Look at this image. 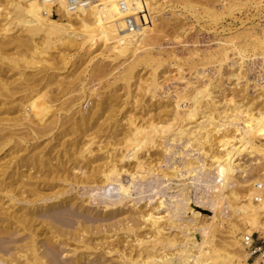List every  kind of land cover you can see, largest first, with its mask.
<instances>
[{"label": "bare ground", "instance_id": "6f19581e", "mask_svg": "<svg viewBox=\"0 0 264 264\" xmlns=\"http://www.w3.org/2000/svg\"><path fill=\"white\" fill-rule=\"evenodd\" d=\"M17 1L13 9L15 21L11 15L10 20L17 24L23 37L19 36L18 32V36L16 34L15 37L11 36L10 30L12 28L10 29V27L13 26L8 24L9 22L0 25V152H7L9 161L6 160L8 167L5 166L10 170H6L7 172L5 169L2 170L3 164L7 163L6 161L2 166L0 165V171L6 176V178H0V264H107L109 260L106 256L113 254V252L116 253L122 244L120 239L118 243L108 242L107 240L111 237L107 236V233L114 231L112 230L113 227L116 229L123 225L129 235L131 233L137 234L138 228H141V226L136 228L140 222L139 218H145L141 224L149 225L154 233L153 239L151 236L150 241L145 240L142 235H137L136 241L140 246L138 258H140L141 264H223L225 262H227L226 264H236L238 263L237 260L247 262L249 254L240 245L243 237L253 233L261 234L264 237V85L260 82L261 79L264 83V77L259 75L256 85L261 88L262 93L256 97L253 96L256 98L254 104H247L252 100L247 98L246 104L243 102V104L236 105L235 103L229 107L223 104L217 106L218 101L215 103L216 97L214 99L213 93L210 92L212 88L207 87L210 86L209 84L201 86L202 88L193 89L189 95H180L173 105V109H176L175 114L172 113L174 117L171 113H169L171 117L168 113L167 117L165 115L160 116L158 113L149 118L148 115L150 114H148L144 117L149 119L144 118L146 121H143L142 118L144 123L141 125L134 123L135 116H132L133 120L130 116L128 121L127 118H124L129 128L122 130L119 138L117 131H113L111 128L110 131L113 132L110 134L109 131L106 132L109 134L108 136L104 132L109 141H106V138H101L105 140L104 143L113 142V145L118 147L116 150L118 155L114 153V149V152L109 149L112 154L116 155L114 158L111 155L109 157L107 155L108 148L111 146L108 148L102 146V149L106 150L101 151V154L104 152L107 154H103L105 155L102 157V159L105 158L104 162L101 161L102 164H98L100 161L97 160L96 155L94 156L91 145L95 142H93L95 132L100 133L102 130H100V126H97L100 132L98 129L96 131V124L93 122L98 117L100 118L103 113L104 116L107 112L113 115V109L117 108L112 105L116 100V95L114 91H111L110 80L101 84V80L108 76L107 72L109 71L106 67L103 69V67L94 64L96 66H93L88 72L89 80L93 79L95 82H100L99 84L106 92L104 91L105 95L100 97V100H96V103L93 102V106L91 103V108L87 114H83L79 108L85 102L82 98L90 96L86 93L88 90H85V86L93 81L91 80L89 83L90 81L86 78L88 82L84 85L85 83L77 82L78 78L76 77V82L81 86L78 90L79 85L74 84L73 79L75 78L72 75L71 78L73 79L69 78L70 80L67 79L70 77H66L67 75L65 77L60 75L61 78L57 73L48 75L46 68L50 69L53 66V57H50L52 61L50 62L48 57L50 52L48 51H58L59 49L63 51L71 47L81 49V51L92 49V52L110 50V56L114 58H123L129 55L133 58V63L130 61L129 66H125L126 68L122 72L119 71L121 73L118 75V72V76L115 75L116 79L111 74L112 70L110 74L114 79L111 78V75L109 76L114 80V83L121 81L122 89H129L130 85L136 86L141 82L138 78L136 79L139 82L136 80L137 83H133L134 85L130 81L135 80V75L138 73V71L135 73V69L138 65H154L156 66H152L154 71H157L159 67V62H155L156 59L154 60L153 56H150L151 38L155 36L159 24L155 23V18L157 20L158 17L150 15L158 7L151 9L150 7L157 0H90L85 4L82 3L83 0H80L74 8H70L65 0H54L53 2L46 0ZM243 1L242 6H252L257 13L263 10L264 5L261 1ZM122 11L132 14L135 19L140 14L142 17L139 20L122 24L118 22ZM1 22L3 23L2 20ZM159 25L161 27L162 23ZM159 27L158 29H160ZM12 35L14 36V34ZM78 39L82 41L78 42ZM258 43L264 49V39L259 40ZM60 50L58 55L61 57L60 60L63 59V63L64 52L66 51L59 54ZM53 54L55 57L57 53ZM238 55L240 57L239 52ZM82 60L85 61V59ZM238 60H234V65L239 64V68H242L243 62ZM57 61L59 60L57 59ZM80 63L78 62V66L85 65V63ZM74 64L77 65V63ZM57 65L53 66L54 69ZM143 66H141L142 69ZM59 67L57 68L59 69ZM72 69L74 70V68ZM234 71H231L232 78H238L242 73L239 72L235 75L233 74ZM58 72L60 73V71ZM72 72L75 73V71ZM138 75L140 74L138 73ZM151 76L145 91H143L152 100L157 96L159 82L157 81L158 76L157 79L155 75L152 74ZM81 78L83 79V76ZM96 85L98 86L97 83ZM136 87L138 89V86ZM75 91H78L76 96ZM128 92L129 90H127ZM157 98L159 97L157 96ZM125 99L122 101L125 102ZM185 102H191L190 107L186 110L183 109ZM146 104L147 102L144 103V106ZM142 105L141 103L140 106ZM170 105L168 106L170 107ZM75 106H78L77 110ZM73 107L75 110H72ZM146 107L148 108V106ZM156 111L158 112V110ZM61 112L70 113L66 118L67 120H64L66 122L62 121L65 116H61L62 120L60 119L58 122V114ZM116 113L119 116V112ZM2 114L4 116L16 114V116H6L9 117L6 118L8 120L6 124L2 121L5 120ZM125 114L127 117L129 116V113L125 112ZM131 114L133 115V113ZM103 119L106 121L107 116L106 120ZM68 121L70 122L69 125L67 124ZM99 122L101 121L99 120ZM102 122L101 125L107 124V122H103V124ZM96 123L98 124V122ZM65 125L68 126L65 127ZM57 126L61 129L58 130ZM91 126L94 127V130H92L93 127L91 129ZM104 127L106 128V126ZM54 129L57 131L50 135L49 132L54 131ZM90 129L95 131L92 132L93 135L95 134L94 136L88 133ZM117 129L120 131L121 128ZM46 134L50 135L51 139L40 148L41 145L36 141L42 139L43 136L47 137ZM70 135L80 137L82 146L78 147L80 143L77 141L78 139L68 141L67 138H70ZM58 136L65 137L67 140L64 139V142H70L67 144L70 147L67 152H70L72 157L69 160L60 161L59 156H51L52 152L56 153L55 147L58 145L53 146L52 144L49 147V143L51 144L55 138L58 139ZM84 137L86 142L83 141ZM30 141L34 142L30 144ZM61 143L63 146V140ZM66 147L62 148L65 149ZM153 149L157 152L155 150L153 152ZM61 151L66 154V150ZM177 155L180 157L179 165L172 166L171 172L168 167L162 171L161 163L163 165V162L169 161L166 157H170V160L174 161L173 157ZM96 161H99L96 163L97 166L91 168V165ZM89 165L91 170H87ZM76 171L80 172L79 175L76 174ZM149 171L151 176L156 179L155 184L157 182L161 184L162 179L157 181L158 178L160 179L158 175L161 178H167L168 181L176 178L186 183L178 185L181 188L176 191L168 185V188L165 187L163 191L156 187L158 190L155 189L154 195L148 199L152 201L155 196L158 197L155 207L150 209L151 213L141 208L134 210V206V211H123V207L117 209V205L121 206L123 203L124 206L127 205L123 193L132 190L128 189V184L134 183L136 186L133 189L140 187L142 189V186L138 185L135 179L137 176L141 177L145 172V174L149 173ZM124 175L129 176L130 180L124 181ZM145 178L147 177L145 176ZM242 178H247L243 180L245 184L239 182V179ZM240 185L245 186L243 190L245 196H240ZM149 187H151L150 189L155 188L152 184ZM158 187L161 188V186ZM79 188H85L86 191L84 190L83 195H80L82 192L79 194L85 197L81 198L77 193V196L75 195L73 198L66 195L72 190L77 191ZM172 190L176 193H173ZM115 191H118L120 196H115ZM199 191L204 195H199ZM191 193L192 195H190ZM4 199H6L5 203H8L7 207L2 202ZM141 199L143 198H134L130 199L129 202H133V205ZM20 203H24V206H20ZM91 204L102 205L105 215L120 216L124 213L128 215L124 219L115 220L114 223L103 224V221L86 218L87 214L85 217L84 215L80 216L82 214H75V211H79L93 216L95 211V215H97L98 212L88 206ZM161 207H164V213L167 214V217L169 216L171 221L173 218H178V225L183 229V231H179L182 235L180 234L178 238L182 236V239L180 238L181 241L178 240V243L174 239L176 236L172 237L173 233L170 236L173 239L165 236V232L162 233L165 231L160 227L161 222L159 223L162 217L157 218L153 213V210H158ZM200 211H210L211 217H202ZM165 216H163L164 221H169V219H165ZM223 218L228 223L227 228L230 229L226 233L231 234L233 230L238 229L241 231L242 237H233L227 241L222 236L224 232L222 229L225 228L223 227V223H225ZM218 220H221L222 224H219ZM130 222L131 224L128 225ZM70 242L72 245L74 243L75 246L71 248ZM97 246H104L103 249L106 252L95 253L94 250ZM137 247L136 249L139 248ZM169 248H174L173 252L170 249L172 253L166 252ZM64 252L69 256L68 259H59L60 254ZM128 258L131 257L128 256ZM137 260L130 261L132 264H136ZM130 261L128 262L130 263Z\"/></svg>", "mask_w": 264, "mask_h": 264}, {"label": "rangeland", "instance_id": "374dc122", "mask_svg": "<svg viewBox=\"0 0 264 264\" xmlns=\"http://www.w3.org/2000/svg\"><path fill=\"white\" fill-rule=\"evenodd\" d=\"M17 2H18L17 0H15V1L14 0H9V1L8 0H0V18H2V19H0V22H1V20L3 21V23L1 22L2 24L0 23V25L2 26L6 22H9L8 24L13 26V27H10V26L9 27H10V29L12 28L10 30V32L12 34H14V36L11 33H9V34H11L12 37H15V34H16V36H18V34H17V32H18L19 36L23 37V34H20V30H19L20 28L17 26V24L15 22H13V20H14V14H13L14 10L13 9H14V6H16ZM243 2H244L243 0H174V1L173 0H157L155 3H153L151 5L150 9L152 7H158V8L156 10H154V12H151L150 15L153 16V17H158L157 20L155 18V23H159V24L162 23V25H161L162 28L159 27L160 25L158 24L157 25V30L155 31V33H156L155 36L159 37V38H156L155 36H152V38H151L152 50L153 51L152 50L150 51V54H151L150 56H153L152 58L154 60L156 59L155 62L156 61L159 62V67L160 68L158 67L157 71H154L152 66L153 67H156V66H154V65L150 66V64H148V66L146 65L147 67L144 65L146 68L143 66V64L138 65L139 66V67L137 66L138 68L136 67L135 73L138 71V73L141 76L138 75V73H137L135 75V78H134L135 80H133L132 82L130 81V83H132V85H134L136 80H137L136 78H138V80L141 81V82H139L137 80V82H139V83L136 84V86H138L139 92H138V89H137V87L135 85L134 86L130 85L129 89H126V88L122 89V86H121L122 82L121 81H118V82L116 81V83H114V80L111 79V78H113L112 75L116 79L115 75H117V73L119 71L122 72L127 67V65L129 66L130 65V61H131V63H133V61H132L133 58L130 57L129 55L126 56V57H123V58H121V57L114 58L113 56L112 57L110 56V53H109L110 50H104L103 52H100L99 50H97V51L92 52V49H89V51L87 50L88 51L87 52V51H83V50L81 51V49H78V48L74 49V48H71V47L67 48L70 51L67 50V49L62 51V50H60L58 48L61 51L59 54H62V52L66 51V52H64L65 53V58H64V62L62 63L63 59L60 60L61 57H59L60 55H58V51H59L58 49H57L58 51H56V50L55 51H53V50L48 51V52H50L49 53L50 55H48V53H47V55L49 57V60L51 59L50 57H53V59H52L53 62L51 60H50V62L53 63L54 67H55V65H57L60 62L57 65V67L60 66L59 69L57 67H56L57 69L55 68L57 70V72H56V70L54 69L53 66H52V68H50L51 70L49 68H46V70H47L46 72L48 73V75L57 73V75H59V76L61 75L63 77H65L66 75H67L66 77L70 76L67 79L75 78L73 80L75 81V83H74L75 85H77V86L79 85L78 90L80 89L81 86L77 82L80 81L82 83H85L84 85H86V83L88 82L87 79L89 80V73L88 72L90 71V69L93 66L98 65L99 67H103V69H104V67H106L107 70L109 71V72H107V70H106V72L108 73V76L112 74L111 78H110V76L109 77L106 76L105 77L106 80L102 79L101 80V84H104L106 81L110 80L109 82L111 84L109 82L108 83L111 85V89H112L111 91L112 92L114 91L115 95H116L115 96L116 100L114 101V103H112V105L114 107H117V108H115L116 110L113 109L115 111V115H114V111H112L113 113L111 112L113 115H111L110 112L108 113L106 111L107 114H108V115L105 114L107 116V120H106V116H104V113H103L102 116H103V118H105L106 121H103L104 119L101 118L102 117L101 116L100 118L98 117L97 120L95 119V121L93 122V124H96L95 130L96 129L99 130V127H97V126H100V130H102L103 132L102 131L100 132V130H99L100 133H98L97 130H96L97 132L92 131V130H94V127H93L94 125L91 126V129H92V127H93V129L92 130L90 129V132L88 131L89 134L90 133L92 134V132L93 133L95 132V134L98 135V136H96L94 134L96 139L94 138L93 142L94 141L95 142L92 143L93 145H91V149H92V152H93L94 156L96 155L95 157L97 158V160L100 161V163H98L99 161H96L93 165H91V168H93L94 166H97L96 163L102 164L101 161L104 162L105 158L102 159V157L105 156L107 153L105 154V152L104 153L102 152L105 155L101 154V151L106 150V149H102L103 147L104 148H108L109 146H111L110 148H108V154L107 155L109 157L112 156L114 158V156L118 155V151H116L118 147H115V145H113V142H111L112 144L110 143L111 145L109 143H108L109 144L108 145L107 142L106 143H104V142H105V140L109 141L106 138V136H108L110 134V132H113L114 130L117 131L118 138H119L121 136V131L122 130L123 131L127 130L129 128V125H128L127 121H128L130 116H131L132 120H133L132 116H135L136 119H134V121H135L134 123L136 125L137 124L141 125L142 123H144V122H142V118H143V121H146L150 117H152L153 115H157L158 113H160V116H164L165 115L166 117H167V113L168 114L169 113H171V114L174 113L175 114L176 109H173V105L175 104L174 103L175 100L177 98H179L180 95H189L190 92L193 91V89H195V88H202L203 86H207V85L210 84V86H207V87L208 88H212L210 92L213 93L214 99L216 97V100H214V101H215V103L218 101L217 102V106L223 104V105H227L229 107L231 105H235V103H236V105L237 104H243V102H244V104H246L247 98L248 99H252L251 102H248L247 104H254L256 102V98H253V96L256 97L257 95H261V93H262L261 88H259L256 84H257V81H258V78H259L260 74L262 75V77H264V60H263V56H264V51L263 50L264 49L258 43L259 40L264 39V7H262L263 10L261 12L257 13L256 10L254 9V7H252V6H247V7L242 6ZM143 7H144V2H143ZM157 12H158V14H157ZM10 15H11V18L13 17V20H10L11 19ZM143 15H144V13H143ZM141 17H142V14L138 15L137 18L135 19V18H133L132 14H130V13L128 14L127 12L122 11V12H120V16H119L118 22H120L122 24H125L128 21L139 20ZM3 18H5V20H3ZM7 19H9V20L7 21ZM10 21H12V22H10ZM1 26H0V28H1ZM158 27L160 29H158ZM157 31H158V34H157ZM160 31H161V33H160ZM231 37H232V39H230ZM77 41L81 42L82 40L78 39ZM61 49H62V47H61ZM237 51L240 53V57H239ZM53 53H57V54H55V57L53 56L54 55ZM192 53H193V55H192ZM70 57H72V58H70ZM80 57H81V59H80ZM57 59L59 61H57ZM82 59H85V61H83ZM225 59H227V60H225ZM234 60L235 61L236 60H238V61L241 60L243 62L242 68H239L240 67L239 64L234 65ZM78 62H81L80 64L85 63V65L78 66L79 65ZM74 63H77V65H75ZM160 63H162V64H160ZM94 64H96V65H94ZM102 64H103V66H102ZM151 64H153V63H151ZM141 66H143V69H142ZM177 66H178V68H177ZM72 68H74V70ZM77 68L81 69V70H78ZM151 68H152V70H151ZM52 70L55 73L54 72L52 73ZM111 70H112V72L114 74L112 72L110 74ZM233 70H235L234 71L235 73L233 72V74H235V75L238 74L239 72H242L239 75V77H238L239 79L231 77L232 76V72L231 71H233ZM58 71H60V73ZM72 71H75L76 74L74 72H72ZM77 71H81V72H77ZM84 71H85V73H84ZM121 72H119L118 75ZM154 72H157V73L155 74ZM230 72H231V75H230ZM78 73L79 74L82 73L83 75L80 74V76H79ZM152 74L155 75V78L158 76L157 77L158 79L157 78L156 79L159 82V85H158L159 86V89H158L159 92L158 91L156 92V95L159 98H157V96H156L154 98L155 100L154 99L151 100V98H149V96L145 95L146 92H144L146 85L149 83V81H150V79L152 77L151 76ZM71 75H72L73 78H71ZM61 76H60V78H61ZM82 76H83V79L81 78ZM76 79L78 80L77 82H76ZM144 79H145V81H144ZM91 80L93 81L92 83H91ZM91 80H89L90 81L89 83H91V84L87 83V85L85 86V90L87 89L88 91L87 90H86L87 92L85 90L84 91L86 93L90 94V96L91 95L92 96L91 97L90 96L87 97L90 100H88L86 97H83L82 100H85V102H84L85 104L83 103L82 104L83 106L81 105L79 107L81 109V111L83 112V114H85V113L87 114V112H89V109L91 108V103H92V106H93V104L96 103V100H98V99L100 100V97L105 95V93H104L105 90H104V88H102L101 84H99L100 82H98V81L95 82L93 79H91ZM262 81L263 80L260 79L261 84L264 85V83H262ZM120 82H121V84H120ZM96 83L98 84V86L96 85ZM262 85H260V86H262ZM123 87H125V86H123ZM127 90H129V92H128V93H130L129 95L127 93ZM168 93H169V95H168ZM74 94L76 96V94H78V91H75ZM93 94L94 95L96 94L97 96L96 95L94 96ZM134 94H135V96H134ZM166 95H167V97H166ZM127 98H128V101H127ZM124 99H125V102L122 101ZM142 99H143V101H142ZM132 100H135V101H132ZM137 101H140V102H137ZM144 101H146L148 105L146 104L144 106V103H146ZM115 102H117V103H115ZM134 102H135V104H134ZM141 103L143 104L142 106H140ZM116 104L119 105V106H117ZM158 104H159V106H158ZM169 104H171L170 107L168 106ZM163 105L164 106L166 105L165 108H164ZM183 105H185V107H183V109L185 108V110H186V109H188L190 107L191 102L190 103L189 102H187V103L185 102V103H183ZM136 106H137V108H136ZM146 106H148V108ZM149 106H150V108H149ZM156 106H157V109H156ZM118 107H119V110H118ZM166 107H167V109H166ZM75 109L77 110L78 106L77 107L75 106ZM75 109L73 107L72 110H75ZM168 109H169V111L172 110L173 112H171V111L169 112ZM183 109H181V110H183ZM72 110H71V112H72ZM156 110H158V112ZM160 110H161V112H159ZM116 112H119V116H118V113H116ZM125 112L129 113L128 117H127V114H125ZM131 113H133V115ZM161 113H163V115H161ZM143 114H145V115H143ZM148 114H150V115H148ZM171 114H169V117H171ZM174 114H172V116ZM2 115L4 116V114H2ZM69 115H70L69 112H68V114L67 113H62V112L59 113L58 114V117H59V121L58 122H60L61 116L62 117L65 116V118L63 117L62 118L63 120L62 119L61 120L63 122H66L64 120H67L66 118ZM122 115L123 116L125 115V117H123ZM141 115H143V116H141ZM147 115L149 116V118L148 117H144V116H147ZM6 116H16V114L15 115L14 114L13 115L9 114V115H6ZM6 116H4L5 120L4 119L2 120L4 123L6 121H8L6 118H9V117H6ZM109 116H110V120H109ZM114 116H116L117 118L116 117L114 118ZM124 118H127V121H125L126 119H124ZM99 120L101 122L102 121L103 122H107V124L106 123L103 124V122H102L103 125H101L100 124L101 122H99ZM113 120L116 121V122H114ZM96 122H98V124ZM108 122H110V123L108 124ZM7 123L8 122H6V124ZM69 123L70 122L68 121L67 124L69 125ZM111 124L112 125L115 124V125H113V127H111L112 126ZM117 124H118V126H116ZM68 125H65V127L68 126ZM107 125H109V126H107ZM122 125H125V126H122ZM104 126H106V128ZM114 126L117 127V128H121L120 131L117 128H115ZM57 127H58L57 128L58 130L61 129V127H59V126H57ZM103 127H104V129H106V131H104V129H102ZM123 127H126V128L123 129ZM110 128L113 131H110L111 130ZM55 131H57V130L54 129V131H50L49 132L50 135L53 132H55ZM108 131H109V134H106V132H108ZM104 132H105L106 136L104 135ZM50 135H47V137H48L47 141H46L47 137H45V136H43L42 139H38L36 141V143L39 142L38 144L41 145L40 148L43 147L45 144H47L49 142V140L51 139ZM67 136H69V135H67ZM67 136H66V138H67ZM76 136H77V134H76ZM100 136H102V137H100ZM103 136H105V137H103ZM60 138L61 137L58 136V139L55 138V139L52 140L53 143L52 142H51V144L49 143V145H50V146L48 145L49 147H51L52 144H53V146H57L58 145L57 146L58 148L55 147V150H56L55 152L56 153L52 152L51 156L52 155H54V157L55 156L56 157L59 156V160L60 161H63L65 159L69 160V158L71 156L69 154L70 152H67V149L70 148V147L67 144L70 143L72 141V139H73V141L75 139H78L77 141H79V142L80 141L82 142V140L80 139V137L71 136L70 137L71 139L67 138L68 141H70V142L67 141V143H66V141L64 142L65 137L64 138L62 137L61 138L63 140V146H62V143H61L62 140ZM101 138H103V139L106 138V139L102 140ZM67 139H65V140H67ZM84 139H85V137L83 138V141H84ZM57 140H58V142H57ZM60 140H61V142H60ZM111 141H113V140H111ZM33 142L30 141L29 143L31 144ZM81 142L78 144V147L82 146ZM84 142H86V141H84ZM29 143H28V145H29ZM64 143H65V146H67L65 149H63L65 147ZM59 145H60V149H59ZM105 145H108V146H105ZM109 149L111 151H113V149H114L115 152L114 151L113 152L116 155L114 153L112 154V152L109 151ZM61 150H63V151L66 150L65 151L66 154H64V152H62ZM154 150L155 149H153V152L156 151V150L155 151ZM57 151H58L59 154L57 153ZM110 152H111V154H110ZM19 154H21V153H19ZM193 154H195V153H193ZM61 155H63V156H61ZM65 156H66V158H65ZM157 156H154V157H157ZM4 157H5V159H4ZM62 157H64V158H62ZM154 157H152V158H154ZM166 158L169 161H167L168 164L165 163L166 161L163 162V165L161 163L160 167H161L162 171H165L167 167L170 168L169 169V171H170L172 166L179 165L180 157L178 155L173 157L174 161L170 160V157L169 158L166 157ZM0 159H3V160L0 161V165L1 166L6 160L9 161V157L7 155V152L6 153H3V151L0 152ZM171 159H172V157H171ZM8 161H6L7 163L3 164L4 166H2V170L5 169V171L6 170L10 171L9 169H7ZM53 163H54V161H53ZM1 166H0V170H1ZM87 167H88L87 170H91L90 165L87 166ZM78 173H80V172L76 171V174H78ZM145 173L141 176L142 179H141L140 176H137V178L135 179L137 184L142 186V189H141V187L139 189H133L136 185L134 183L128 184V186H127L128 189H132V190L131 191L127 190V192L123 193L124 194L123 197L126 198L125 202L127 203V205L124 206V203L121 206L117 205V207H116L117 209H120V208L123 207V211H127V210L134 211L135 209L141 208L142 210H146L148 212V211H150V209L152 207H155L156 200L158 199V197L155 196L154 199H152V201L148 200L150 197H152L154 195V190L155 189L159 188V190L162 189L161 191H163L165 189V187L168 188V186L169 187L171 186V188H174V190L176 191L177 189L181 188V186H178V185L186 183L185 181L181 182V181H179V179H176V178H172L171 180L168 181L167 178L166 179L165 178H161V176L158 175V177H160V179L158 178L157 181L158 180L160 181L162 179L161 180V184L162 185L159 184V182H157V184H159V185H157V184H155L156 179H155V177L153 178V176H151L150 171H149V173L147 172L148 175L145 174ZM145 176L147 178H145ZM0 178L1 179L2 178H6V176L3 175L1 171H0ZM248 178H249V176H248ZM246 179L247 178L239 179V182L241 184H245V182H243V180H246ZM123 180L124 181H128V180H130V177L127 176V175H124L123 176ZM174 183H176V184H174ZM151 184L155 188L150 189L151 187H149V186H151ZM122 185L125 186L124 184H122ZM158 186H161V188L158 187ZM239 189H240V191H239L240 192V196H245V192L243 191L245 189V186L240 185ZM84 190H85V188L84 189L79 188L77 191L76 190H72L70 193H68L66 195L67 196H71L73 198L76 195V193H77V195H79L82 192L80 195H83V193L86 191V190L85 191ZM174 190H172V191H174ZM175 191L173 193H176ZM198 194L199 195H204V194H202L201 191H199ZM114 195L115 196H120L118 191H115ZM190 195H192V193ZM80 197L82 198V197H85V196H80ZM140 197L143 198V199H141V201H139L138 203H134L132 205L133 202H129L130 199H134V198L138 199ZM167 198L168 197H166V199ZM192 199H193V196H192ZM167 200H169V198ZM2 202L5 203L6 199H4ZM7 205H8V203L4 204L5 207H7ZM17 205L19 206V203H17ZM20 206H24V203H20ZM88 206L90 208H92V209H95L98 212V214L95 215V211L93 212V216L92 215L90 216L88 213H81L79 211H75V214L76 215L82 214L80 216L84 215V217L87 214L88 216H86V218L88 217V219L92 218V220L95 219V220L103 221V224L114 223L115 220L117 221V220H119L121 218L124 219V217L126 215H128L127 213H124L125 215L122 214L123 217H122V215H120V216H118V215H116V216L105 215V213H103L105 211L102 208V205H100V204L99 205L91 204V205H88ZM133 206H134V210H133ZM62 210L65 211V209H62ZM155 210H157V209H155ZM155 210H153L154 212L152 211L154 213V215L157 218L158 217H162V220L161 219L159 220V223L161 222V224H162V225L160 224L161 225L160 227L163 230H165V231H162V233L165 232L164 235L168 236V237L172 236V233H173L172 237L174 238L176 236V238H174V239L177 240V243H178V240L181 241L182 236L180 237L181 239L178 238V237H179L180 234L182 235V233H180L181 232L180 230L183 231V229L180 228V226L178 225L179 224V221H177L178 218H173L172 221H171V219L168 218L169 216L167 217V214L164 213V207L159 208L157 211H155ZM77 212H79V213H77ZM150 213H151V211H150ZM200 213L202 214V217H206V218L211 217L210 216L211 215L210 211H200ZM145 214H149V213H145ZM95 216H97V217H95ZM163 216L166 217V218L164 217L166 220L169 219V221L168 220H167V222L164 221ZM139 219L138 220L140 222L139 221L138 222L140 224L138 223L136 228H138V226H141V228L140 227L138 228L137 234H132L131 233L129 235L128 232L123 227V225H121L122 227L120 226V228L117 227L116 229H115V227H113L112 230H114L115 232L114 231H110L109 233H107L108 234L107 236L111 237L109 240H107L108 242L113 241L114 243H118L119 239L122 242V244L118 247L119 249H117L118 251L116 253L113 252V254L106 256V258L109 260L107 264H110V263L111 264L112 263L113 264H117V263L120 264V262H122V261H124L123 264H132V262L130 260H133V259L134 260L138 259L136 264L137 263L139 264L140 258H138V253L140 252V246L138 245V242L136 241L137 235L144 236L145 240H147V241H150L151 240L150 239L151 236L154 235V233L152 231V228H150L149 225L141 224L142 220H144L145 218H139ZM136 220L137 219L135 218V221ZM222 220L224 221L225 218H223ZM162 221H164V222H162ZM218 223L222 224V221L218 220ZM130 224H131V222L128 223V225H130ZM223 225H224L223 227H225V228L222 229L224 231L222 236L225 239H227V241H230L231 239H233V237H237V238L242 237V233L238 229H235L233 231L231 230L232 233L231 234H227L226 232L228 230H230L229 228H227L228 227V223L225 222V223H223ZM167 226H169V227H167ZM177 232H179L178 235H176ZM151 233H153V234H151ZM253 234H254V239H255V243L256 244L259 243V240L261 238L264 239V237L261 234H258V233H253ZM172 237H170V238H172ZM152 239H153V236H152ZM240 242H241V240H240ZM69 245L71 246V248L73 246H75V244L73 243V245H72L71 242H70ZM147 245H149V243H147ZM240 245L245 250V252L247 254H249V252L244 248L243 244L240 243ZM103 247L104 246H97V248L94 250V252L98 253V254H102V253L106 252V250L104 251ZM136 247L139 250L136 249ZM71 248H69V249H71ZM158 248H159V246H158ZM170 249L171 248L167 249L168 251H166V252H170ZM119 250H120V253H119ZM171 250L173 252L174 248H172ZM172 252H170V253H172ZM117 255L119 256V258H118ZM128 256L131 257V258H128ZM67 257H69V256H67V253L64 252L63 254H60L59 259L66 260V259H68ZM249 258H250V254H249ZM128 261H130V263ZM261 261H262V259L260 257H254L253 259L248 260L247 262H242V261H238L237 260L238 263H236V264H259ZM226 263L227 262H225L223 264H226ZM140 264H141V262H140Z\"/></svg>", "mask_w": 264, "mask_h": 264}, {"label": "built area", "instance_id": "2783aa9c", "mask_svg": "<svg viewBox=\"0 0 264 264\" xmlns=\"http://www.w3.org/2000/svg\"><path fill=\"white\" fill-rule=\"evenodd\" d=\"M48 2H53L54 0H46ZM67 5L70 8H74L80 0H65ZM90 0H83L82 3L85 4ZM261 1L264 5V0H258ZM142 13V12H141ZM261 238V237H260ZM242 244L244 248L249 252L250 258L249 260L253 259L254 257H261L262 261L260 264H264V239L261 238L259 240V243H255L254 234L252 235H245L242 239Z\"/></svg>", "mask_w": 264, "mask_h": 264}, {"label": "crops", "instance_id": "0c3cea01", "mask_svg": "<svg viewBox=\"0 0 264 264\" xmlns=\"http://www.w3.org/2000/svg\"><path fill=\"white\" fill-rule=\"evenodd\" d=\"M260 264V263H259Z\"/></svg>", "mask_w": 264, "mask_h": 264}]
</instances>
